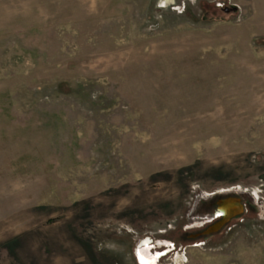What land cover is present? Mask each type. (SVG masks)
<instances>
[{
    "label": "rangeland",
    "instance_id": "374dc122",
    "mask_svg": "<svg viewBox=\"0 0 264 264\" xmlns=\"http://www.w3.org/2000/svg\"><path fill=\"white\" fill-rule=\"evenodd\" d=\"M144 254L264 264V0H0V264Z\"/></svg>",
    "mask_w": 264,
    "mask_h": 264
},
{
    "label": "bare ground",
    "instance_id": "6f19581e",
    "mask_svg": "<svg viewBox=\"0 0 264 264\" xmlns=\"http://www.w3.org/2000/svg\"><path fill=\"white\" fill-rule=\"evenodd\" d=\"M241 208L242 205L239 204L236 200L227 201L218 211V215L221 216V218L224 217L226 220L225 222L223 221L221 224L217 225V228L222 227L224 223H227L233 218L239 216L241 212Z\"/></svg>",
    "mask_w": 264,
    "mask_h": 264
},
{
    "label": "water",
    "instance_id": "95a60500",
    "mask_svg": "<svg viewBox=\"0 0 264 264\" xmlns=\"http://www.w3.org/2000/svg\"><path fill=\"white\" fill-rule=\"evenodd\" d=\"M230 200H236L239 204H240V200H238V199H228V200H224V201H222V203H221V206H220V208L227 202V201H230ZM219 208V209H220ZM219 211V210H218ZM243 213V207L241 208V212H240V214H242ZM225 218L224 217H222V218H220V221H218L216 224H214V225H212L209 229H208V233L207 234H212V233H215V232H217V231H219V229H221L223 226H225L227 223H229V222H227V223H224L223 224V226L222 227H220V228H217V225H219V224H221L223 221L225 222Z\"/></svg>",
    "mask_w": 264,
    "mask_h": 264
},
{
    "label": "flooded vegetation",
    "instance_id": "af4514ba",
    "mask_svg": "<svg viewBox=\"0 0 264 264\" xmlns=\"http://www.w3.org/2000/svg\"><path fill=\"white\" fill-rule=\"evenodd\" d=\"M218 217H220L221 218V216H219L218 215ZM221 230V229H220ZM219 230V231H220ZM218 232V231H217ZM144 252H147V250H144V251H142L141 253L143 254ZM145 256H144V258L143 259H140V260H142V262H143V264H153V262H154V259L150 256V254L148 255V254H144ZM152 261V262H151ZM148 262V263H147Z\"/></svg>",
    "mask_w": 264,
    "mask_h": 264
},
{
    "label": "snow or ice",
    "instance_id": "6c2138e0",
    "mask_svg": "<svg viewBox=\"0 0 264 264\" xmlns=\"http://www.w3.org/2000/svg\"><path fill=\"white\" fill-rule=\"evenodd\" d=\"M142 264H143V262H142Z\"/></svg>",
    "mask_w": 264,
    "mask_h": 264
}]
</instances>
